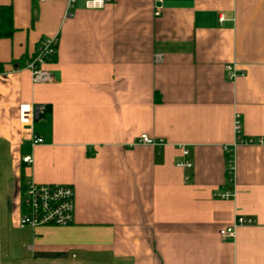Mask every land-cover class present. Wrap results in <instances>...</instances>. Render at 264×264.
<instances>
[{"label":"crops","instance_id":"obj_1","mask_svg":"<svg viewBox=\"0 0 264 264\" xmlns=\"http://www.w3.org/2000/svg\"><path fill=\"white\" fill-rule=\"evenodd\" d=\"M153 5L79 0L65 16L63 0H0V229L19 227L26 180L75 193L71 224L19 227L32 264H264V143L231 147L235 115L242 135L264 139V0ZM54 34L55 79L34 83L25 61ZM22 103L44 106L31 129L43 143ZM141 133L162 143L135 142ZM179 144L190 169L175 166ZM239 216L253 223L220 237Z\"/></svg>","mask_w":264,"mask_h":264},{"label":"built area","instance_id":"obj_2","mask_svg":"<svg viewBox=\"0 0 264 264\" xmlns=\"http://www.w3.org/2000/svg\"><path fill=\"white\" fill-rule=\"evenodd\" d=\"M63 1L66 3L67 9L65 16H70L72 12L69 10L73 8L79 0ZM82 1L86 8L97 9L102 8L112 0ZM153 1V14L158 15L160 12V2L162 0ZM223 19V17H219V21H222ZM58 41V34L41 38L32 57L26 59L24 67L29 70L34 83L50 82L55 79L54 73L49 69L48 65L54 60ZM154 59L158 60L159 54H155ZM224 69L229 80H232L238 74L234 65L226 64ZM43 109V105L36 103H22L20 105V121L24 129L31 132V142L33 145L43 143V139L31 130L33 120L43 112ZM233 129L235 138L231 147L235 144L264 143V139L260 136L252 137L241 134L238 115H235ZM135 142L146 145L162 143L160 140H155L145 133L139 134ZM231 147L225 148V169L229 179L232 178L233 171ZM178 148L180 150V155L179 159L175 162V166L182 169H190L192 163L188 158V149L183 144H179ZM22 161L30 165L32 163V156L30 154L25 155L22 157ZM187 179L188 175L184 174L183 180L186 181ZM74 194V188L71 184L37 182L33 179L26 180L20 195L21 213L17 225L20 228H37L41 226H66L71 224L74 219L75 210ZM232 195L233 193L229 191H223L218 194L221 198H230ZM252 223L253 219L239 216L235 219V222L219 228L217 233L222 238H231L234 235L235 226L237 224Z\"/></svg>","mask_w":264,"mask_h":264},{"label":"rangeland","instance_id":"obj_3","mask_svg":"<svg viewBox=\"0 0 264 264\" xmlns=\"http://www.w3.org/2000/svg\"><path fill=\"white\" fill-rule=\"evenodd\" d=\"M31 242L29 230L2 225L0 229V263L32 264L42 262L28 246Z\"/></svg>","mask_w":264,"mask_h":264},{"label":"trees","instance_id":"obj_4","mask_svg":"<svg viewBox=\"0 0 264 264\" xmlns=\"http://www.w3.org/2000/svg\"><path fill=\"white\" fill-rule=\"evenodd\" d=\"M8 10H9V6L8 7L0 6V35L8 34V31H2L3 26L5 27V25L10 24V13ZM32 55H30L28 58L32 57Z\"/></svg>","mask_w":264,"mask_h":264}]
</instances>
